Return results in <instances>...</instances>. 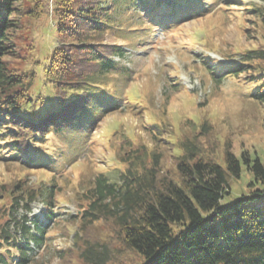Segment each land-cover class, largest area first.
Wrapping results in <instances>:
<instances>
[{
	"label": "trees",
	"instance_id": "trees-1",
	"mask_svg": "<svg viewBox=\"0 0 264 264\" xmlns=\"http://www.w3.org/2000/svg\"><path fill=\"white\" fill-rule=\"evenodd\" d=\"M260 1L262 5L241 1L238 9L221 0H0V161L8 168L19 165L18 171L55 169V158L47 159L43 151L57 154V146L49 145L51 136L89 133L122 112L142 118L149 108L128 96L133 72L123 62L141 40L155 33L166 14L171 28L212 12L248 13L251 26L245 33L254 35L247 49L226 56L228 65L204 55L202 78L208 76L218 85L242 77L254 86L248 97L264 106ZM46 13L56 21L58 39L43 64L44 80L54 90L51 105L31 95L36 71L26 65L40 62L29 35L33 25L22 24L25 16L39 20ZM107 39L124 44H107ZM173 88L180 93L184 86ZM153 121L143 123L149 143L121 129L108 143L116 163L111 171L82 179L74 188L78 210L67 222L77 220V230L73 245L61 251L60 264H264V213L259 204L264 187L256 186L264 183V162L252 159L248 151L236 155L229 143L222 148L215 126L201 117L178 120L190 130L175 139L163 116ZM244 164L257 184L222 207L220 202L230 194L229 179L240 178ZM57 186L54 178L31 185L26 174L0 180V196L5 198L0 205V264H30L33 244L41 247L47 233L38 217L30 220L31 206L42 198L44 215L52 220ZM64 187L65 182L58 193ZM61 229L69 236L67 226Z\"/></svg>",
	"mask_w": 264,
	"mask_h": 264
},
{
	"label": "rangeland",
	"instance_id": "rangeland-1",
	"mask_svg": "<svg viewBox=\"0 0 264 264\" xmlns=\"http://www.w3.org/2000/svg\"><path fill=\"white\" fill-rule=\"evenodd\" d=\"M221 1L226 7L229 4L238 9H241V1L262 5L260 0H232L236 2L230 3L228 0ZM212 9L213 7L210 8ZM216 9L217 6L214 10ZM238 14L239 18L236 17ZM243 15L237 9L212 12L194 20L171 24V28H168L166 16H161L159 18L161 24L155 33L141 40L144 42H141L135 52L128 54L127 60L123 62L133 72L129 78L128 96L131 95L130 98L139 100L138 103L149 108L142 118L133 113L122 112L97 123L89 133L85 130L83 134L76 135L77 133L72 131L63 139L61 135L51 136L49 145L51 148L53 145L57 146L55 152L57 154L52 156L53 150L49 149L43 151L48 155L47 159L55 158L52 160V163L58 164L55 169H47L45 172L18 171L19 165L8 168L0 161L1 181L2 179L8 181L15 175L19 177L26 174L27 181L34 186H38L40 180L50 183L53 178L59 187L65 182L61 192L58 193V186L55 189L54 196H57L58 202L54 204L55 217L52 220L44 215L46 211L42 198L31 206L30 220L32 217H38L47 228V233L41 247L33 244L35 250L31 253L30 264H60L61 251L73 245L78 221L75 219L76 221L71 224L67 221L76 215L78 210L75 200L77 190L74 188L82 179L88 180L101 171L105 173L111 171L116 163L108 143L114 142L121 129L131 136L140 135L149 143L143 123L155 122L153 120L157 115L164 117L174 139L187 135L190 130L185 126L180 127L178 120L201 117L215 126V135L222 148L229 143L236 155L240 156L242 151H248L252 159L260 158L264 162V106L248 97L254 86L246 85L242 77L229 78L218 85L212 84L208 76L202 78V74L205 73L202 62L204 55L228 65L230 60H227L226 56L237 55L238 50L243 51L249 46V39L254 34L245 33L251 22L248 21L250 20L248 13ZM31 23L33 31H29V35L37 47L35 56L40 62L35 67L34 63L33 66L26 65L27 70L36 71V81L31 95L34 99L42 96L45 98L44 103L47 100L46 104L51 105L54 101V90L44 80L43 64L58 43L56 21L52 20L48 13L39 20L27 16L22 18L24 27L27 28ZM106 43L124 44L121 39H107ZM209 48L214 49V52ZM176 84L184 86L182 92L176 93V88H173ZM79 137L82 140H78ZM59 152L64 153V158L59 157ZM68 160L72 161L71 164ZM168 163L174 168L172 162ZM67 180H71L72 184L69 182L66 186ZM251 183H256L255 175L244 164L240 178L229 179L230 194L224 197L220 205L222 207L230 205L246 195L253 189ZM256 186L263 188L264 183L259 181ZM4 200L3 197L0 205ZM259 204L264 213V198ZM21 215L20 211L18 217L21 218ZM66 226L69 236L62 233L64 231L61 228ZM17 259L18 256L15 262Z\"/></svg>",
	"mask_w": 264,
	"mask_h": 264
},
{
	"label": "water",
	"instance_id": "water-1",
	"mask_svg": "<svg viewBox=\"0 0 264 264\" xmlns=\"http://www.w3.org/2000/svg\"><path fill=\"white\" fill-rule=\"evenodd\" d=\"M3 197L2 196H0V200L2 199Z\"/></svg>",
	"mask_w": 264,
	"mask_h": 264
}]
</instances>
